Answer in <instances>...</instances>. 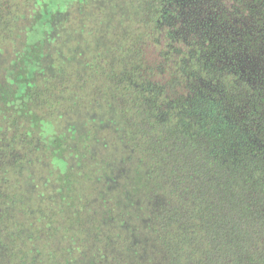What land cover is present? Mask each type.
Wrapping results in <instances>:
<instances>
[{
  "label": "trees",
  "instance_id": "16d2710c",
  "mask_svg": "<svg viewBox=\"0 0 264 264\" xmlns=\"http://www.w3.org/2000/svg\"><path fill=\"white\" fill-rule=\"evenodd\" d=\"M50 1L31 0L35 22L50 14L47 38L34 43L42 51L60 12L50 13ZM138 4L143 30L132 37L131 58L124 57L108 80L127 121L128 140L147 160L146 169L156 172L155 204L144 223L157 251L151 259L154 264H264V0ZM18 7L0 0V39L16 35L21 44L15 52L34 29V21L18 28L27 16ZM43 58L36 67L42 69ZM40 69L31 71L36 88ZM51 88H40L31 111L52 103ZM7 213L0 207V264L19 259L17 250H37L26 247L27 239L11 247ZM29 254L24 264H37L36 255ZM103 255L107 260L90 263H107L106 249Z\"/></svg>",
  "mask_w": 264,
  "mask_h": 264
},
{
  "label": "rangeland",
  "instance_id": "374dc122",
  "mask_svg": "<svg viewBox=\"0 0 264 264\" xmlns=\"http://www.w3.org/2000/svg\"><path fill=\"white\" fill-rule=\"evenodd\" d=\"M138 1L51 0L50 13L60 12L42 51L34 43L47 38L50 14L35 22L31 0H9L27 15L18 28L34 21V29L19 52L16 35L0 39V207L8 209L11 247L27 239L26 247L37 249L17 250L12 264H24L25 254L37 264H91L107 260L105 249V264H154L144 223L155 204L156 172L128 140L108 80L143 30ZM34 69L42 71L37 88ZM47 85L52 103L31 111Z\"/></svg>",
  "mask_w": 264,
  "mask_h": 264
}]
</instances>
